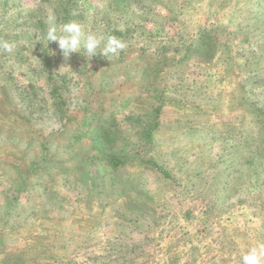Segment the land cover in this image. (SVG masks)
Listing matches in <instances>:
<instances>
[{"label": "rangeland", "instance_id": "rangeland-1", "mask_svg": "<svg viewBox=\"0 0 264 264\" xmlns=\"http://www.w3.org/2000/svg\"><path fill=\"white\" fill-rule=\"evenodd\" d=\"M49 14L126 47L66 59ZM0 39V264L264 245V0H0Z\"/></svg>", "mask_w": 264, "mask_h": 264}, {"label": "clouds", "instance_id": "clouds-1", "mask_svg": "<svg viewBox=\"0 0 264 264\" xmlns=\"http://www.w3.org/2000/svg\"><path fill=\"white\" fill-rule=\"evenodd\" d=\"M46 24L43 38L48 42L47 47L52 42L57 43L66 59L74 53L91 58L99 54L107 58L117 56L126 47L123 41L114 36L105 38L101 32L86 31L85 26L75 20L59 25L56 16L49 14ZM37 39L40 42L39 34ZM14 47V43L0 39V49L3 51L11 53ZM241 261L242 264H264V245L250 248L242 255Z\"/></svg>", "mask_w": 264, "mask_h": 264}]
</instances>
